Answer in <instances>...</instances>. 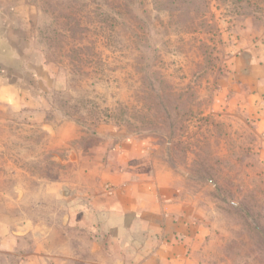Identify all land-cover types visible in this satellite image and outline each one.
Listing matches in <instances>:
<instances>
[{"label": "rangeland", "instance_id": "obj_1", "mask_svg": "<svg viewBox=\"0 0 264 264\" xmlns=\"http://www.w3.org/2000/svg\"><path fill=\"white\" fill-rule=\"evenodd\" d=\"M0 50V264H264V0H0Z\"/></svg>", "mask_w": 264, "mask_h": 264}, {"label": "crops", "instance_id": "obj_2", "mask_svg": "<svg viewBox=\"0 0 264 264\" xmlns=\"http://www.w3.org/2000/svg\"><path fill=\"white\" fill-rule=\"evenodd\" d=\"M238 66L239 72H242L241 74L250 81L252 86L251 92L246 96L247 111L249 117L257 126L259 137L263 139L260 154L264 160V61H257L250 53H247L246 56L242 53L238 59ZM121 150L124 157L132 158L141 154L144 148L142 144L130 140L122 144ZM155 190L156 185L154 183L147 184L144 185L143 193L152 196L155 194ZM125 194L128 195L126 192Z\"/></svg>", "mask_w": 264, "mask_h": 264}]
</instances>
